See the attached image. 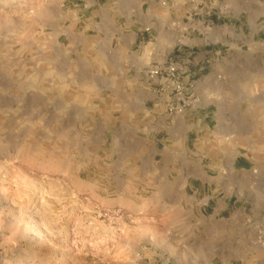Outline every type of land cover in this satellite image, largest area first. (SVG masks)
Listing matches in <instances>:
<instances>
[{"label":"rangeland","instance_id":"374dc122","mask_svg":"<svg viewBox=\"0 0 264 264\" xmlns=\"http://www.w3.org/2000/svg\"><path fill=\"white\" fill-rule=\"evenodd\" d=\"M0 264H264V0H0Z\"/></svg>","mask_w":264,"mask_h":264},{"label":"crops","instance_id":"0c3cea01","mask_svg":"<svg viewBox=\"0 0 264 264\" xmlns=\"http://www.w3.org/2000/svg\"><path fill=\"white\" fill-rule=\"evenodd\" d=\"M152 62H155L154 60ZM151 62V63H152ZM148 67V62H146L145 64L140 63L138 65V67L136 68V74L137 76H139L140 78H147V68ZM143 84V80L141 79L140 81ZM148 86H164V82L163 79H154V82H148L146 83ZM133 86H135L136 84H132ZM167 98H165L166 101ZM151 101V99L149 98H143L141 103L144 104H140V105H144L143 106V113L145 114L147 120H153V121H158L160 119H163L165 123H167L168 128L172 129V127H175V125H179L182 123V121H184V116L180 118H178V116H170L169 114L166 113L165 110V101L164 99L160 101V104H145L146 101ZM138 102V101H137ZM139 103V102H138ZM138 105V104H136Z\"/></svg>","mask_w":264,"mask_h":264},{"label":"built area","instance_id":"2783aa9c","mask_svg":"<svg viewBox=\"0 0 264 264\" xmlns=\"http://www.w3.org/2000/svg\"><path fill=\"white\" fill-rule=\"evenodd\" d=\"M176 68L173 65H155L151 70L152 76H157L159 74L164 75L169 81L172 80V76L175 74ZM181 86H177V90L180 91ZM180 99V98H179ZM184 108V104H167V112L169 115H173L174 113H180Z\"/></svg>","mask_w":264,"mask_h":264}]
</instances>
